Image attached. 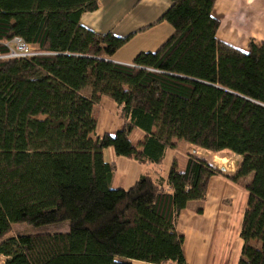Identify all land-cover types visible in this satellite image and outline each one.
I'll return each mask as SVG.
<instances>
[{
    "label": "trees",
    "instance_id": "trees-1",
    "mask_svg": "<svg viewBox=\"0 0 264 264\" xmlns=\"http://www.w3.org/2000/svg\"><path fill=\"white\" fill-rule=\"evenodd\" d=\"M98 1L0 0V264H186L178 218L222 173L189 155L184 172L174 161L166 180L147 175L114 189L116 165L104 158L112 148L161 164L176 141L242 158L230 178L249 196L238 264H264V42L242 52L219 41L217 0H169L158 23L173 34L118 64L111 58L134 35L82 26ZM14 38L38 55L7 58ZM103 96L124 127L93 139ZM135 130L145 134L142 150L131 143ZM64 222L66 232L13 234L16 224Z\"/></svg>",
    "mask_w": 264,
    "mask_h": 264
},
{
    "label": "crops",
    "instance_id": "crops-1",
    "mask_svg": "<svg viewBox=\"0 0 264 264\" xmlns=\"http://www.w3.org/2000/svg\"><path fill=\"white\" fill-rule=\"evenodd\" d=\"M94 12L81 16V25L96 34L112 33L117 37L134 35L111 61L132 65L141 52L157 51L173 34L167 22L158 23L169 9V0H99ZM213 16L221 22L217 33L219 41L247 52L251 40L264 42V0H217ZM82 94L90 96L91 89ZM120 109L115 101L103 96L94 108L97 129L93 139L104 135L115 136L124 127L119 116ZM134 147L142 150L145 134L135 130L130 136ZM181 141H176L175 149H168L161 164H139L132 159L118 157L112 148L104 151L105 161L116 165L112 187L130 189L143 176L167 179L169 170L177 162L179 172H184L189 155L207 160V156L217 155L196 146L182 152L185 161L180 164L175 153L181 149ZM186 148V146H184ZM174 153L170 164L163 167L169 153ZM226 153V152H225ZM222 154V153H219ZM232 154V153H230ZM230 165L221 163L217 169L221 175L211 178L204 201L190 202L177 221V232L184 237L183 254L186 264H238L244 245L241 228L248 203V192L230 178L239 171L242 158L232 154ZM206 158V159H205ZM217 156L214 157L216 160ZM227 160L223 158L222 161ZM208 161V160H207ZM251 177L246 179L248 183ZM3 258H0L2 262ZM133 264H150L133 261ZM174 264V263H168Z\"/></svg>",
    "mask_w": 264,
    "mask_h": 264
},
{
    "label": "rangeland",
    "instance_id": "rangeland-1",
    "mask_svg": "<svg viewBox=\"0 0 264 264\" xmlns=\"http://www.w3.org/2000/svg\"><path fill=\"white\" fill-rule=\"evenodd\" d=\"M90 90V89H89ZM87 90H84V93H86ZM182 147L181 149L178 150L177 153H175L178 161L180 164H183L185 161V158L182 155L183 151H186L185 149H188L190 146L192 148L193 145L186 143L184 141H181ZM184 146H186V148H184ZM209 155L211 154L209 151H206ZM174 153L170 152L167 160L163 163V167L165 168L166 166H168L170 164V161L172 159L173 156H175ZM217 156L218 159H220V161H222L223 158H227V160H225V162H223V164L226 165H230V161L228 160V158H234L232 154L226 152V153H222V154H217V155H210L207 156V160L217 169L220 166V162L219 164L216 162L215 164V159L214 157ZM206 159V158H205ZM241 185L244 186V181H242V183H240ZM69 230V223L68 222H64V223H60V224H53V225H46V226H41V227H36V226H31V225H27V224H16L13 227V234H20V235H31V236H35V235H44V234H54V233H59V232H66Z\"/></svg>",
    "mask_w": 264,
    "mask_h": 264
},
{
    "label": "built area",
    "instance_id": "built-area-1",
    "mask_svg": "<svg viewBox=\"0 0 264 264\" xmlns=\"http://www.w3.org/2000/svg\"><path fill=\"white\" fill-rule=\"evenodd\" d=\"M9 49L7 58H31L38 55L37 49L27 43L21 38H14L12 41L6 43Z\"/></svg>",
    "mask_w": 264,
    "mask_h": 264
},
{
    "label": "bare ground",
    "instance_id": "bare-ground-1",
    "mask_svg": "<svg viewBox=\"0 0 264 264\" xmlns=\"http://www.w3.org/2000/svg\"><path fill=\"white\" fill-rule=\"evenodd\" d=\"M215 162H217L218 164L220 163V162H225V161H220V159H218V158H216V161ZM221 164V163H220Z\"/></svg>",
    "mask_w": 264,
    "mask_h": 264
}]
</instances>
